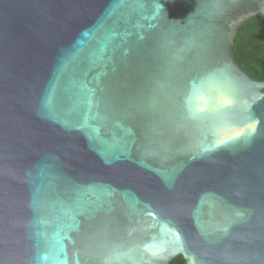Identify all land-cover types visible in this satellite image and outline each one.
Instances as JSON below:
<instances>
[{"label":"water","instance_id":"obj_1","mask_svg":"<svg viewBox=\"0 0 264 264\" xmlns=\"http://www.w3.org/2000/svg\"><path fill=\"white\" fill-rule=\"evenodd\" d=\"M264 0H0V264H264Z\"/></svg>","mask_w":264,"mask_h":264},{"label":"trees","instance_id":"obj_2","mask_svg":"<svg viewBox=\"0 0 264 264\" xmlns=\"http://www.w3.org/2000/svg\"><path fill=\"white\" fill-rule=\"evenodd\" d=\"M234 56L247 74L264 81V16H254L243 24L235 39ZM170 264H186V260L179 255Z\"/></svg>","mask_w":264,"mask_h":264}]
</instances>
